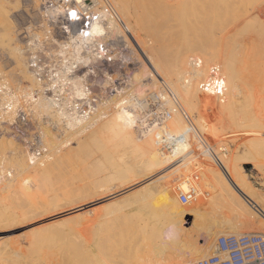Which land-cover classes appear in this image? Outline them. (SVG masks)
<instances>
[{
    "label": "bare ground",
    "instance_id": "1",
    "mask_svg": "<svg viewBox=\"0 0 264 264\" xmlns=\"http://www.w3.org/2000/svg\"><path fill=\"white\" fill-rule=\"evenodd\" d=\"M3 1H5V0H0V14H1V11L4 9ZM107 1L109 2L111 7L113 8V10L118 15L122 24L129 31L131 38L135 41V43L142 49L143 53L145 54L144 55L145 63L142 62L141 66L133 72L132 78L134 80V83H137L138 81L142 80L147 75L152 76V80L150 82H154L155 84H158L160 82L159 84H161V87L164 90V91H161V93H160L161 98L163 99V101L166 102V105L169 106L170 110L172 111V116L167 123V130L166 131L171 132L172 134L176 135L179 140L176 141L175 145L171 146L172 147L171 150H169L167 152L163 151L160 148L159 142H158L159 141L158 135L160 134L159 131L158 132H149V133H146L143 135H138L135 132V129L133 128L134 122H135V115L130 110L119 109L115 106L111 107V105H109L108 107H106V109H105L106 112L104 113V115L102 113H100V114L95 115L89 119H82V118L74 117V116H71V115L64 113L61 110L56 109L54 102L52 101V99H50L44 93V91H43L44 89L42 88L41 84L37 81L36 77L34 76L32 71L28 67L27 58L25 56L26 49L27 50L33 49L37 45L41 44L40 43L41 42L40 41L41 40L40 31L41 30H33V31L30 30L28 32L29 44H27L25 47L14 46L12 48L11 54H12L13 62H14V66L12 68H13V72L15 73V75L18 78H20L19 80H21V81L22 80L26 81L27 79L28 80L30 79L32 81L31 84L34 87L32 85L31 86L21 85L19 82L16 83V85L14 84L15 83L14 82L13 86H12V83L10 85L9 81L7 80V77L3 76L2 71H0V107L4 104V105H7V108L9 109V111L7 113L3 112L2 116L6 117L10 121L12 118L15 117L14 116L15 115V109L17 107L23 106L25 112H27V114L31 118V120L35 119L36 122H39L38 126H39V130H40V138L42 140L40 148L46 150V152L41 156V158L38 161L37 160L33 161V159H34L33 153L31 155V153H29L27 149H25V148H23V150L20 149L21 147L19 148L16 145V143L14 142V140L11 139L10 137L9 138L5 137V136L0 137V201H2L4 198L5 199L8 198L10 201L7 203L12 204V202H14L13 204H15V207L17 206L19 208V210L21 212V213L19 212L20 213L19 215H20L21 219H23V220L25 219V217L28 214H31V213L39 210V209H40L39 213H33V214L39 215L40 211L42 212L43 210H45V212H46V208L41 210L40 206L42 203L46 204V202H47L46 200H47L49 193L56 192L55 191L56 188L62 189L61 184H62V186L67 184L66 181L62 183V179H64V178H62V176H63V174L65 175L66 171L69 170V167H70V166L68 167V161L69 160L71 161V159L69 158V160H68L67 157L68 156L70 157L72 154V156H74V158H75V154L77 153L76 152L77 150L75 148L76 145L70 146L66 150L62 151L63 147H65L67 145H71V142L67 143V141H71L74 139L77 141L78 146L83 147V148L85 147V149H86V147H88L87 148L88 154H90L91 152H97V151L100 153V158L96 159L94 162L86 163L85 165H83V170H81L84 172V175L85 174H87V176L92 175L88 179V180H90V178H92L93 175L96 174V172L98 173L99 171L100 172L101 171H107L109 169H112V171L113 170H116V171L119 170L120 167L122 166V163L125 161V160L124 161L122 160V158H125L123 156H127L129 152L136 154V155H138V154L142 155V157H143V155L149 154V156L153 160L152 161L148 160V162L146 163V166L148 168H151V169H153L154 167L156 168V166H158V165L160 166V164L161 165L170 164L174 158H178V157L188 153L193 147L192 143H194L195 140H197V141L200 140V138H202V134L205 131H207V127L205 125L206 119H205V117H203L202 112H205V113L208 112V113H210L211 116L212 115L217 116L216 119H218V120L217 121L215 120L216 122L214 121L215 122L214 124L212 123L213 129H211V130L213 132L209 129L213 135H214L215 130H216L214 127L216 123H220L221 125H229V126L236 128V129H240V128L248 129V127L249 128L251 127L252 130L250 129L251 130L250 132L255 131L256 134L259 132H258V130H255L254 127L264 129V116L259 115L256 112H254L252 110V108H250L251 106L249 104H247L248 106H246L245 105L246 101H243L244 99H241L242 97L248 98V96H249L251 102H253L252 101L253 96L251 95L252 91L250 89H248L249 91H251V94L249 93V95H247L245 97L246 93L243 94V92H242L243 96H240V93H241L240 88L241 87H240V85L237 84V81H239V78H238L239 76L237 77V75H238L237 71L238 70H236L238 67L236 66V69H235V67H234L235 60L231 54V51L229 50L230 48H227V46L229 45L227 43V42H229L228 37L234 33H231L229 35L230 31H228L227 33L223 34L224 37H221L219 39H217V38L213 39L212 38L208 42L206 41L203 43L193 44V42H191L188 38L185 37L186 35L185 36L182 35L183 30L180 31L181 28H179V25L176 24V22L178 24H180L177 21L178 19L174 20V21H176L175 23L172 21L174 18L175 19L178 18V17L173 18L172 16H177L180 13H182V11L185 9V6L187 4H189L188 0H178V1L176 0V2H174L175 0H172V2H174V3L169 2L170 0L169 1L168 0H107ZM202 1L204 3H206L208 1V3H206V4H210V2L213 5L215 4L214 3L215 0L213 1V3H212V0H202ZM239 1L241 2L242 0H239ZM194 2H193V5L197 3V2L196 3H194ZM199 2H201V1L199 0ZM203 2L201 4L204 6ZM228 2L232 3L233 1H228ZM228 2H226V3H228ZM235 2H238V0ZM259 2H262V0ZM211 4H210V6H212ZM233 4H234V2H233ZM233 4H231V6L229 5L231 10L227 9L228 10L227 12H229L228 14H230V12H231L230 15L233 14L232 13V11H233L232 5ZM236 4L238 5V3H236ZM198 5L197 4L194 5L195 6V12L194 13H196V11L201 8V7L197 8ZM202 5H199V6H202ZM221 5L222 4H220V6ZM205 6H207V5H205ZM208 6L206 8H208ZM188 7H189V5H188ZM242 7H241V9H242ZM206 8L204 9L205 11L204 10H202V11H204L205 13H206V10L209 11V12H207L208 15L205 19H207L209 17V19H207V21H208V23H210V26H211L212 25L211 22H213V21L209 22V20L211 19V17H212V20H214V19H213V16L210 17L209 15H211V13L213 11V9H212L213 6L211 8L209 7L212 11L209 9H206ZM187 9H186V11H187ZM189 9H190V7H189ZM193 10H194V8H193ZM217 10H219L218 13H220V10L222 11V7L219 9L217 8ZM217 10L215 11V13L217 12ZM3 11H5V10H3ZM190 11H192V9L189 10V12ZM199 11L201 12V9ZM223 11H224V8H223ZM223 11L217 17L223 16V18H225V22H226V18H227V17H225L226 15H222L223 13H226V11H224V12ZM245 12H247V11L245 10ZM256 14L257 13H255V15L252 17L246 18L244 20V22H246V24L252 22V20H254L256 18ZM202 15H204V14H201V16ZM212 15H213V13H212ZM7 16L8 15H6V13H5V17H7ZM170 17L173 18V19L171 18V21L169 19ZM203 17L204 16H202V18ZM192 18H193V16H192ZM195 18H198V17L195 16ZM228 18L232 19V16L231 17L228 16ZM219 19L223 20L222 18H219ZM242 19H240V20H242ZM8 20H10V19H8ZM168 20L170 22H173L174 24L172 23V25L174 27L179 28V30H177V28H176V30H173L174 28H172L170 26V24H171L170 22L168 24ZM262 21L263 22H261V24L264 23V20H262ZM186 22H187V20H186ZM204 22L205 21H203V23ZM217 22L218 21L216 20V23ZM237 22H235V23H237ZM192 23H193V21H192ZM205 23H204V25L206 27L203 28V25L201 26L203 29L207 28L208 24L207 23L205 24ZM222 23H224V22H222ZM42 24H43V22H42ZM187 24H188V22H187ZM230 24H231V22H230ZM113 25H115V24H113ZM175 25H177V26H175ZM195 26H196V28H198L196 30H200V28L197 27L196 23H195ZM189 27L190 26L187 27L188 30L190 29ZM218 27H219V22L217 23V28ZM227 27H228V25H227ZM10 28H11V26H10ZM241 28H243V27H241ZM248 28H249V26H248ZM44 30H46V29H44ZM101 30H102L101 27H97L95 29V31H97V32H95V33H99ZM190 30H193V28ZM235 30H237V29H235ZM3 31H4V28L2 29V32ZM201 31L202 30H200V32ZM207 31H209V29ZM251 32L252 33L254 32L253 29ZM218 33H219V31H218ZM136 34L141 39H143V36H149V38L152 40V44L148 45V50L146 48L147 45L144 43V40L141 41L137 37ZM208 34H210V33H208ZM255 34H256V32H255ZM261 34H264V33H261ZM233 36L235 37V34ZM248 36H249V34H248ZM227 38H228V40H227ZM252 38L250 37L249 40L247 39V42H249L248 44H250L249 48H251V50H252L254 48V46H256V44H257V46H256L257 48L256 47L255 48L257 51L256 53H258L259 50H257V49L259 48L260 44L258 45V43H255ZM259 38H261V35H259ZM200 40L198 42H200ZM257 40L261 41V39H257ZM251 42H254L255 44L251 43ZM251 44H252V46H251ZM31 45H33V46L31 47ZM260 46H261V50H262V48H263L262 44ZM68 47L71 48V50H72L70 57L72 59H75L76 53L79 52L81 49V44L80 43H73V41H70V43H68ZM262 51L260 53H258L259 56L257 54L256 55L258 57H260V54H262ZM254 52H255V49H254ZM250 56H252V54ZM254 56H255V54L253 55V58H254ZM248 57H249V55H248ZM256 58H255V60H256ZM261 59H264V55L261 57ZM261 59H260V61H261ZM247 62H246V64H247ZM249 63L251 64V61H249ZM261 65H263V64H261ZM211 66L217 67L218 70L220 71V76L222 77V84L224 86V89H223V91L221 90L220 95L215 94L216 92L213 91V89H210L209 92L208 91L203 92L199 89V84L204 79H207L209 77V75H210L209 72L212 68ZM259 66H257V67H259ZM246 67H247V65H246ZM260 68L256 69V71L259 70ZM242 70L244 71V69H240V71H238V72H241ZM258 72H260L259 74L264 73V72H261V69ZM258 72H256L257 75H258ZM241 73H239V74L241 75ZM262 75L263 74H261V76ZM254 77L256 78V75ZM18 78H15V79H18ZM168 79L171 81H169ZM257 80H258V78H257ZM263 80L264 79L262 78V82H260V84L264 82ZM31 81H29V82H31ZM172 81L176 84L175 87L173 86ZM251 82L253 84H256L255 79L252 80ZM252 83H251V85H252ZM258 87H261V86H257V89H258ZM134 89L136 91L135 86H134ZM262 89L264 91L263 85H262ZM262 89L260 88V90H262ZM248 90H247V93H248ZM136 94H138V95L142 94V92L140 91V87L137 88ZM262 99L264 101V98H262ZM254 100H255V98H254ZM261 102L262 101H260V103ZM114 104H116V102ZM178 105L181 108L177 109ZM252 105H254V103ZM262 107L264 108V105H262ZM193 111L198 112V118L196 120L192 119L193 122H195V123L191 124L188 121V119L185 117L184 113L187 115V112H191L189 114H192ZM207 116H208V114H207ZM208 128H210V127L208 126ZM246 132H249V130ZM252 133H254V132H252ZM261 133H263V132H261ZM239 135H241V134H239ZM66 136H69V138L64 140L65 143L62 144V148H61V146L59 145V142H57V141H62V138L66 137ZM70 136H72V137H70ZM240 137H242V136H240ZM262 137L261 138H259V137L250 138V139H248L247 143L248 144L257 143V144L261 145V149L263 150L264 149V138H262ZM192 138L195 139L194 142L189 141ZM200 142H201V140H200ZM207 146L208 145H206V147H205V145H204L203 149H205V151L207 153H209V155L212 158V161L215 163V165L218 167V169L220 171V172H218L216 166L211 165V164L203 167V170L206 171L207 178L210 180L211 183H213L215 185L220 197H222V199L225 202L230 203L234 207L238 208L239 213H240V217L242 219V222H241L242 225L243 224L245 226L249 225V229L251 227L250 225H253V226L256 225V227H255L256 230H254V232L261 233L262 235H264V191H260V192L255 191L253 186H251L248 182H246L237 172H235L234 170L225 168V166L221 162L220 158L217 157L215 151H213L211 148H209ZM80 150H81V148H80ZM80 150H79V153H80ZM262 154H264V152ZM129 155H130V153H129ZM128 156L125 159H127ZM132 156H134V155H132ZM83 158L85 160V157H83ZM132 158H134V157H132ZM77 159L79 160V158H77ZM65 160H68V161H65ZM139 160H140V157H139ZM63 161L67 162V164ZM70 161H69V164H70ZM208 161H210V160H208ZM71 163H72V161H71ZM81 163L79 164V166L81 165ZM62 164H64V168H66V167L68 168L67 170L66 169L64 170L65 173H63ZM65 165H67V166H65ZM73 169H74V167L72 168V171L75 170V169L74 170ZM80 169H81V167H80ZM118 172L119 171H117V173ZM132 174H134V173H132ZM28 175H30V176H28ZM77 175H75V176L77 177ZM32 176H34V180H33V178H31V179L34 181V183L38 184V186L41 187L42 192L45 194V200L32 199V197H30L26 193L27 187H25L26 185H24V183H29L28 181L31 180L30 177H32ZM73 176H74V174H73ZM113 176H114V174H113ZM65 179L68 180L69 178H65ZM79 179H77V180L79 181ZM84 180L88 181L85 178H84ZM103 180H104V178H103ZM69 181H67V182H69ZM98 181H100V179ZM88 182L91 183V181H88ZM97 182H96V184H97ZM262 182L264 184V180H262ZM99 183L101 186L102 180ZM106 184H108V183H106ZM97 185L100 188L99 184H97ZM97 185H96V188H97ZM85 186H87V185H85ZM81 187L83 188L84 186L81 185ZM66 188H68V186ZM71 188L72 189H66V190L62 189L61 193H62V195H67L66 197L69 199H71L70 196L72 195L73 196L72 198H74L73 199V201H74L75 197H74L73 192L76 190L79 191V189L81 191L82 189L77 188L74 190V188H75L74 185ZM88 189H89V187H88ZM80 191H79V193L80 194L82 193L81 195H83V197L86 198L84 196V194H86V193L83 192V191L86 192L85 188H83V191H81V192ZM4 193L6 194L5 196H3ZM90 193L91 194L93 193V196L94 195L96 196V194H97V193L95 194L94 192H91V191H90ZM90 193H89V195H90ZM98 194L100 195L101 193L98 192ZM98 194H97V196H98ZM54 195H55V193H54ZM78 195L79 194H75V196L77 197L76 201H78V200L82 201L84 198L81 196L83 199L82 198L80 199ZM89 195H87V196L89 198H91L92 195H90L91 197ZM54 197H56V196H54ZM59 197H60V194H59ZM61 198H62V196H61ZM63 198H65V196ZM242 199H244L248 203L249 206L246 203H244L242 201ZM53 200L55 201L54 198H53ZM54 201H53V204H54ZM57 201L59 204L60 201L59 200H57ZM109 202H110V200H109ZM109 202H108V204H106L104 206H100L101 208L100 207L99 208L101 210H103L105 215H109V214L114 215L115 218L113 219V221L119 220V222L121 224L123 223V225L120 227L121 228L120 231L124 232L125 230L130 228L131 231H132V229H134V232H135L136 230L133 227L136 226L137 224L141 223V221L136 224V223H131V221L129 220V223H128L127 217L125 215V211L123 212L124 208L126 209V207L123 205L124 208L121 209L117 204L118 202L117 203H109ZM45 204H42V205L44 206ZM58 204H56V206ZM61 205H63V203H61ZM61 205L59 204V206H61ZM43 206H41V207L43 208ZM66 206H67V204H66ZM120 206H122V205H120ZM12 207H10V208H12ZM77 207H79V206H77ZM48 208H49V205H48ZM13 209H15V208H13ZM79 209H80V207L73 210V212H75ZM93 210H95V208H93ZM47 211H48V209H47ZM82 211L83 210H81V212ZM95 212H96V210H95ZM43 213H44V211L42 212V214ZM119 213L122 214V215H120V218L118 216ZM2 214L5 215L1 211L0 215L2 216ZM13 214H15V213H13ZM46 214H47V212H46ZM78 215H74L72 218L71 217L69 218L68 216H71V215H68L67 216L68 219L62 218L63 219L62 221L55 220V222L50 226L47 224V226H46L47 230H50V229H51V231L53 230L54 234H55V232H57V233L58 232L59 233L64 232V233H62L63 238L60 240V237H59V240H57L58 243L56 241L54 243L53 240L50 241L48 239L49 240L48 244H50L52 242L51 243L52 245H54V244H55L54 246L57 245L56 246L57 250L59 249L61 254H62V264H110L109 259L101 257L100 254H98L95 250L97 249V250H99V252L101 250L104 251V250H106V248H108V245L110 246V244H108V242H110L111 239L113 238V236L115 235V234L111 235L114 232H116L115 231V229H116L115 224H114L115 229L112 227L114 229L113 230L114 232H112V233L109 231L104 232L105 229H102V227H101L102 225L99 226V227H101V228H98L99 229L98 230L99 236H96L95 240L93 242V240L89 241L88 239H83L81 234H79L80 230L77 227L79 224H76V223H79L78 220H80V219H78V217H82V216H78ZM30 216L28 218L32 217V216L31 217ZM91 216H93V214ZM196 216H197L198 222L196 220H194L192 223H193V226L197 229L198 235L200 232H204L209 237L214 238V236L216 235V232H218V231L220 232V231H223L224 229H229L232 232H236L237 229L239 228L236 224L231 222L226 217L222 218L220 221L206 222L205 221L206 218H204V216H202V214L196 213ZM3 217L5 218V216H3ZM40 217H41V215H40ZM105 217H107V216H105ZM4 218L2 221L1 217H0V223L1 222L4 223ZM28 218H27V220L29 221L30 219H28ZM83 218L84 217H82V220H84ZM116 218H118V219H116ZM18 219L20 220V218H18ZM27 220L23 221V222L28 223ZM33 221H31V222H33ZM64 222H69L70 224L72 222V224L71 225H63L62 223H64ZM108 222H106L105 225H107ZM110 222H112V221H110ZM169 223L173 226V224L177 223V221H173V220L171 221L170 220V221L166 222L167 225ZM4 224H6V223H4ZM80 224H81V222H80ZM146 224L148 225L150 223L147 222ZM1 226H3V225L1 224ZM1 226H0V228H1ZM84 226H85V224H84ZM108 227L109 226H107V228ZM42 228L43 227H41V229ZM63 228H66V229H63ZM91 228H92V226H91ZM43 229L46 230L45 227ZM82 230H84V229H82ZM140 230H141V228H140ZM51 231H50V233H51ZM53 232L51 234H53ZM84 232H82V233H84ZM117 232H118V230H117ZM134 232H132V233H134ZM172 232H174V231H172ZM180 232H181V234H177L175 231L174 232L175 236L172 239H169V240L160 239L158 242H155L154 244H152V246L150 248H148L149 250H151V252H153V254L155 256L160 257L162 264H172L174 262H178V260H180L182 258V253L184 251H186V252L190 251L191 252L190 255L194 254V255H196V258H200V257L205 256L206 253L205 252L203 253L204 250L201 252L202 249L200 246L202 244L198 243L197 245H195L197 243L198 236L195 238H191V232L190 231L183 232L182 228H181ZM232 234H236V233H232ZM30 235L31 236L27 237V239H26L28 241L27 242L28 243L27 249H33V250H28V252L31 251L29 253L26 252L25 248H23L24 250H22L18 243L14 244L12 242L15 245V246H13V244L10 245L8 243V241L0 242V264H55L56 263L55 257L57 255L56 253L59 250L58 251L56 250V253H54L53 251H50L49 253H47L48 252L47 250H49L48 249L49 246H48L46 240H40L41 238L39 239V237H37L36 234H34L33 236H32V234H30ZM62 235H59V236L62 237ZM40 237H41V235H40ZM51 237H53V235ZM57 237L55 236V238H57ZM51 239H53V238H51ZM26 240H23V238H22V241L26 242ZM17 241H19V240H17ZM115 241L116 240H114V242ZM45 243L48 246V248L45 250L47 252H43L41 250L39 251V249L42 246L43 247L46 246ZM118 244L119 243H117V247H118ZM52 245L50 247H53ZM54 248L55 247L50 248V249L55 250L56 248L55 249ZM113 248L116 249L115 245L113 246ZM108 250H106V252L104 251L105 252L104 254L102 252L103 256L106 255ZM32 252H33V255L35 254V257H36L35 259L33 256H30V254ZM109 257H110V255H109ZM123 257L125 258V255ZM111 261L113 262V260H111ZM57 263H58V261H57ZM117 263H119V262H117ZM117 263L115 262L114 264H117Z\"/></svg>",
    "mask_w": 264,
    "mask_h": 264
},
{
    "label": "rangeland",
    "instance_id": "2",
    "mask_svg": "<svg viewBox=\"0 0 264 264\" xmlns=\"http://www.w3.org/2000/svg\"><path fill=\"white\" fill-rule=\"evenodd\" d=\"M200 1L201 2H199V0H193V1L188 0L189 4H187L185 6V9L182 11V13H180L177 16H172L173 18L174 17H178V18L173 19L172 17H170L169 18L170 21L172 18L173 19L172 21L175 23L176 21H174V20L178 19L177 21L180 24H178L177 22H176V24L179 25V28H181L180 31L183 30L182 35H184V36L186 35L185 37L188 38L191 42H193V44L203 43L206 41L208 42L212 38L213 39H215V38L219 39L221 37H224L223 34L227 33L228 31H230L229 35L231 33L235 34V37L233 36L234 34H231L230 35L231 37L230 36L228 37L229 40L227 38V40L229 41V42H227L229 44L227 46V48H230L229 50L231 51V54L235 60V62H234L235 69H236V66L239 68V69L238 68L236 69L238 71H240V69H244V71L243 70L241 71L244 75L241 72L237 71V73H238L237 77L239 76L238 78L240 81V82L237 81V84L240 85V87H241V88L239 87L241 89L240 96H243L242 95V92H243V94L246 93V95H245V97H246L247 95H249V93L251 94V91H252L251 95L253 96V98H252L253 102H251L249 96H248V98L242 97L241 99H244L243 101H246L245 105L248 106L247 104H249L251 106V107L250 106L249 107L252 108V110L254 112H256L259 115L264 116V108L262 107V105H264V103H263L264 101L262 99V98H264V91L262 89V85L264 86V82L260 84V82H262V78L264 79V73H261V74H263L262 75L263 77H262L261 74H259L260 72H258V71H260V69H261V72H264V68H263L264 67V59H261V57L264 55V50H263L264 49V44H263L264 43V39H263L264 34H261V33H264V23L261 24V22H263L262 20H264V10H263L264 9V3H263L264 0H262V2H259L261 0H242L241 2L239 0H238V2H235L237 0H215L214 5L211 4V2H210V4L213 6V8H212L213 11L210 9L212 6H210V4H206V3H208V1L206 3H204L202 0H200ZM213 1L214 0H212V3H213ZM228 1H233L234 4H233V2L229 3ZM169 2L174 3V2H176V0L174 2H172V0H170ZM193 2L194 3L197 2L196 3L197 5L198 4L202 5L201 3L203 2L204 6L205 5H207V6L209 5V6H208V8H206L207 6L204 7L203 5L202 6L198 5L197 8L201 7L200 8L201 12L199 11L200 9H198V10L196 9L197 10L196 11L197 14H196V13H194L195 12V6L194 5H196V4L193 5ZM226 2H228V3H226ZM236 3H238V5ZM220 4H222V5L220 6ZM231 4L234 5V6L232 5V7H233L232 10L234 11L236 9L234 12L232 11V13H233L232 15H230L231 12H230V14H228L229 12H227L228 10H231V8L229 7V5L231 6ZM3 5H4L3 10H5V11L2 10L3 12L1 11V14H0V22H1L0 23V71H2L3 76L7 77L9 84L11 85V83H12V86H13L14 82H15L14 83L15 85H16V83L19 82L21 85L31 86L32 81L30 79L29 80L27 79L26 81L25 80L21 81V80H19L20 78H18L15 75V73L13 72L12 67L14 66V62H13V57H12L11 51H12V48L14 46L23 47V40L26 37L25 35L27 32H29L30 30H37L40 28V25H41L40 14H39L40 9H41L40 8V0H7V1L5 0V1H3ZM188 5H189L190 9H189ZM221 7H222V11H223V8H224V11H226V13L222 14V15H226L225 16V17H227L226 22H225V18H223V16L217 17L222 12L220 10V13H218L219 10H217V8L219 9ZM241 7H242V9H241ZM193 8H194V10H193ZM205 8L211 10L213 13V15H212V13H211V15H209L210 17L213 16V19H214V20H212V17H211V19L209 20V22L213 21V22H211V24H212L211 26H210V23H208V21H207V19H209V17L207 19H205L208 15L207 12H209L208 10H206V13H205L204 12ZM186 9H187V11H186ZM191 9H192V11L189 12V10H191ZM202 10H204V11H202ZM216 10H217V12L215 13ZM245 10L247 12H245ZM5 13H6V15H8L7 17H5ZM255 13H257L256 18L254 20H252V22L246 24V22H244V20L248 17L254 16ZM201 14H204L202 16H204L203 18L205 20L202 18ZM194 15L198 18H195ZM192 16L194 19L192 18ZM228 16L229 17L232 16V19L228 18ZM219 18H222L223 20H221ZM8 19H10V20H8ZM190 19L191 20L193 19L192 20L193 23ZM240 19H242V20H240ZM186 20H187L188 24H187ZM216 20L219 22L218 28H217L218 22L216 23ZM170 21L168 20V24ZM203 21H205V22L207 21L206 23L208 24L207 28L209 29V31H207L208 30L207 28H206L207 30L203 29L204 27H206L204 25L205 22L203 23ZM234 21L235 22L238 21V22L235 23ZM173 22H170L171 23L170 26L172 28H174L173 30H176L177 27H174L172 25ZM222 22H224L225 24ZM230 22H231V24H230ZM195 23L197 24V27L200 28V30H202L203 32L205 31V32L203 33L202 31L200 32V30H196L198 28H196ZM186 24L188 26H190L189 27L190 29L193 28V30H190V29L188 30L187 29L188 26ZM177 25H175V26H177ZM202 25H203V28L201 27ZM227 25H228V27H227ZM10 26H11V28H10ZM248 26H249V28H248ZM241 27H243V28H241ZM1 28L2 29L4 28L3 32H2ZM179 28H177V30H179ZM235 29H237V30H235ZM252 29L254 31L253 32L254 34L251 32ZM218 31H219V33H218ZM255 32L257 35L255 34ZM208 33H210V34H208ZM248 34H249V36H248ZM259 35H261V38H259ZM137 37L139 38L138 35H137ZM250 37L251 38L253 37L252 38L253 41L255 43H258V45L262 44V47H263L262 50L263 51L261 50L260 45H259V48L257 49V50H259L258 53H260L262 51V54H260V57H258L259 54L256 53L257 52L256 51L257 44H256V46L253 45L254 48L252 50H251V48H249L250 44H248L249 42H247V39L249 40ZM256 38L261 39V41L257 40ZM139 39L141 41L144 40V43L147 45V46L146 45L145 46L148 50V45L152 44V40L149 38V36H143V39H141V38H139ZM199 40H200V42H198ZM254 42H251V43H254ZM251 46H252V44H251ZM254 49H255V52H254ZM251 54H252V56H250ZM254 54H255V56L253 58ZM248 55H249V57H248ZM255 58L257 61L255 60ZM260 59H261V61H260ZM249 61H251L252 65L249 63ZM246 62H247V64H246ZM260 63L263 65H261ZM246 65H247V67H246ZM257 66H259V67H257ZM258 68H260V69L256 71V69H258ZM255 71L258 72V75L256 74ZM239 73H241V75ZM255 75H256V78L254 77ZM15 78H18V79H15ZM257 78H258V80H257ZM254 79L256 80V84H253L251 82ZM29 81H31V82H29ZM169 81H171V80H169ZM250 82L252 83V85ZM175 85L176 84L173 82L174 87H175ZM257 86H261V87H258V89H257ZM260 88L262 90H260ZM248 89H250L251 91H249ZM247 90H248V93H247ZM254 98H255V100H254ZM260 101H262V102L260 103ZM250 102L252 104L254 103V105H252ZM189 113H191V112H187L188 121L191 124L195 123V122H193V120H196L198 118V112L193 111L192 114H189ZM207 114H208V116H207ZM202 115L206 119L205 125L207 127V131H205L202 134L203 139L200 138L201 142H200V140L197 141L193 138H192L193 140L190 139L189 141H193V142L195 140L194 143L191 142L193 145L192 149L188 153H186V154H184L178 158H174L170 164H168V165H161L160 164V166L158 165V166H156V168L154 167L153 169H151V168H148L146 166V163L148 162V160L149 161L153 160L149 156V154H146L147 156L143 155V157H142V155H139V154L136 155V154L129 152L130 155L128 153L129 156L127 155L128 156L127 159H125L127 156H123L125 158H122V160L123 161L125 160V161L124 162L122 161L123 162L122 166L120 167L119 170H117V171H119L118 173L116 170L112 171V169H109L107 171H101V172L99 171L98 173L96 172L97 175L96 174L93 175V177L94 176L95 177L90 178V180H88V179L92 175L91 176L90 175L87 176V174L84 175V172L81 170H83V165H85L86 163L94 162L96 159L100 158V153L97 151V152H91L90 154H88V152H87L88 147H86V149H85V147L83 148V147L78 146L77 141L74 139L71 141H67V143L71 142V145H67V146L62 148V144L65 143L64 140L69 138V136L63 137L62 141H57V142H59V145L61 146L62 151L66 150L70 146L76 145L75 146V148L77 150L76 154L78 156L76 154H75V158H74V156H72V154L70 157L68 156L67 159L69 160V158H70L72 161V163H71V161L69 160L70 164H69L68 160H65V161H68V167L70 166L69 170H67L68 169L67 167L64 168V164H62L63 173H65V171H64L65 169L67 170L65 175L63 174V176H62V178H64V179H62V183L66 181L67 184L66 185L63 184L65 187L62 186V184H61V187H62V189L66 190V189H72L71 187H73V185H74V187H75L74 190L77 188L78 189L81 188L82 189L81 191H83V188H85L86 192L85 191H83V192L86 194H84V193L83 194L87 199L84 198L83 195H81L82 193L81 194L79 193L80 189H79V191L76 190L73 192L74 197H75V200L73 201L74 198H72L73 197L72 195L70 196L72 199L71 200V199L66 197L67 195H62V193H61L62 189L56 188V190H55L56 192L49 193L47 200H46L47 201L46 204L42 203V204H45L44 206L41 204V206H43V208L40 206L41 210L46 208V212L49 216L46 214L45 210H43L44 211L43 214H42L43 211L42 212L40 211L39 215L38 214L34 215L33 213H39L40 209L38 208L39 209V210H37L38 212L35 211L31 214H28L29 216L30 215L32 216V217L30 216L31 218H28L29 217L28 215H27L28 217L26 216L28 219H30L28 221L26 217L24 220L21 219V217L19 215L21 212L17 206L15 207V204H13L14 202H12V204L7 203L10 200L8 198H6V199L4 198L2 201H0V213L2 211L5 215L2 214V216L0 215V217H1V220L3 221V218H4L3 216H5L4 223H6V224H4L3 222L0 223V226H1V224L3 225L0 228V242L8 241V243L10 245H12L13 243L14 244L18 243L22 250H24L23 248H25L26 252H28V250H33V249H27V244H28L27 242L28 241L26 239H27V237L31 236L30 234H32V236L34 234H36V236L39 237V239L41 238L40 240H46L47 244H48L49 240L50 241L53 240L55 243V241L57 242V240H59V237H60V240L63 238L62 233H64V232H60V233L55 232V234H54L53 230L52 231H51V229L47 230V227H46L47 224L50 226L55 222V220L62 221L63 219H68V217L72 218L74 215L79 214L78 216L84 217L83 218L84 220H82V217H78V219H80V220L77 219L79 221V223H76V224H79L77 226L78 229L80 230L79 234H81L83 239H88L89 241L93 240V242H94L95 237L99 236V232H98L99 229L98 228L102 227V229H105L104 232H108V231L111 233L114 232L113 230L115 229L114 228V224H115V227H116L115 231L116 232H114L113 234H111V233L110 234L111 235L115 234L114 236L116 238L113 236V238L110 241L111 243L108 242V244H110V246L108 245V248H106V250L109 249L108 252L106 253V255L103 256V254L106 252V250H104L105 252L102 250L100 252L97 249L95 250L98 254H100L101 257L109 259L110 264H114L115 262L116 263L119 262L117 264H121V263L122 264L123 263L124 264H162L160 257L155 256L153 254V252H151V250H149L148 248H150L152 246V244H154L155 242H158L160 239H167V240L172 239L175 236L174 235L175 231L177 234H181V232H180L181 228H182L183 232L190 231L191 232V238H195L198 236L197 243L195 245H197L198 243L202 244L200 246L202 249L201 252L204 250L203 253L204 252L206 253L205 256H203V257H207L211 253H213L216 237L219 234H222V233H236L237 234V233H242V232H254V230H256V228H255L256 225H254V226L250 225L251 227L253 226L252 228L250 227V229H249V225H246V226L244 224L242 225V223H241L242 219L240 217V213H239L238 208L234 207L230 203L225 202L222 199V197H220L215 185L213 183H211L210 180L207 178L206 171L203 170V167H205L209 164L215 165V163L212 161V158L209 155V153H207L205 151V149H203L204 148L203 146L205 145V147H206V145H208L207 147H209L213 151H215L217 157L220 158V160L223 163V165L225 166V168H228V169H231V170H234L235 172H237L246 182H248L251 186H253L255 191H257V192L264 191V184L262 182V180H264V154H262L264 152L263 151L264 149L262 150L261 145H259L257 143H253V144L247 143L248 139H250V138H256V137L261 138L262 136H263L262 138H264V129L254 127V129L258 130V132H259L256 134L255 131H252L254 133L250 132L252 130L251 127L250 128L248 127V129H245V128L236 129V128H233L229 125H221L220 123H216L214 126L216 130H215V133L213 135L211 133V131H212L211 129H213L212 123L214 124L218 120V119H216L217 116L216 115L211 116L210 113H208V112H206V113L202 112ZM207 125L210 128H208ZM245 130L246 131L249 130V132H246ZM261 132H263V133H261ZM239 134H241V135H239ZM240 136H242V137H240ZM70 137H72V136H70ZM10 138L13 139L14 142L16 143V145L19 148L21 147L20 149L23 150L24 147H23V144L21 143V141H18L17 139H14L12 137H10ZM79 147L81 148V150ZM79 150H80V153H79ZM131 154L134 156H132ZM83 157H85V160ZM132 157H134V158H132ZM139 157H140V160H139ZM77 158H79V160ZM208 160H210V161H208ZM65 161H63V162H65ZM65 163L67 164V162H65ZM80 163H81V165L79 166ZM65 166H67V165H65ZM73 167L75 169V170L73 169L74 171H72ZM80 167H81V169H80ZM216 168H217L218 172H220L217 166H216ZM132 173H134V174H132ZM73 174H74V176L77 174L78 175H77V177L76 176L74 177ZM113 174H114V176H113ZM28 176H30V175H28ZM31 178H33V180H34V176L30 177V179ZM65 178H69V179L66 180ZM84 178L88 181H91V183L88 181H85ZM103 178H104V180H103ZM77 179H79V181ZM99 179H100V181L102 180L101 186L99 183L100 181H98ZM33 180L31 179L28 181L29 183H24V185H26L25 187H27L26 193L30 197H32V199L45 200V194L42 192L41 187L38 186V184L34 183ZM67 181H69L70 183ZM96 182H97V184H99L100 188L98 187ZM106 183H108V184H106ZM188 184L194 185L197 188L196 189L197 193H196V196L193 200H191L189 202H184L180 198L178 188L184 191ZM81 185H83L84 187L82 188ZM85 185H87L89 187V189ZM96 185H97V188H96ZM67 186H68V188H66ZM90 191L94 192L95 194L96 193L98 194V192L101 194L100 195L98 194V196H97V194H96V196L95 195L93 196V193L91 194ZM54 193H55V195H54ZM89 193H90V195H92L93 198L89 195ZM59 194H60V197H59ZM75 194H79L78 195L79 198L81 199L83 197L84 199L82 198L83 199L82 201H80V200L76 201L77 197L75 196ZM5 195L6 194L4 193L3 196H5ZM87 195H89L91 198H89ZM54 196H56V197H54ZM61 196H62V198H61ZM64 196H65V198H63ZM53 198L55 199V201L53 200ZM57 200L60 201L59 202L60 205H61V203H63V205L59 206ZM109 200H110V202H109ZM53 201H54V204H53ZM242 201L248 205V203L244 199H242ZM108 202L109 203H117L118 202L117 204L121 209H123L124 206L126 207V209L124 208L123 212L125 211V215L127 217L128 223H129V220L131 221V223H136V224L141 221V223H139L133 227L136 230L135 232H134V229H132V231H131L130 228L125 230L124 232L120 231V229H121L120 227L123 225V223L121 224L119 222V220H116L118 218L115 219L116 221H113V219L115 218L114 215H110V214L105 215L104 214L103 210L100 209L101 208L100 206H104V205L108 204ZM56 204H58V205L56 206ZM66 204H67V206H66ZM48 205H49L50 209L48 208ZM120 205H122V206L124 205V206L122 207ZM77 206H79L80 209L73 212V210H75L76 208H79ZM10 207H12V208H10ZM13 208H15V209H13ZM93 208H95L96 212H95V210H93ZM47 209H48V211H47ZM81 210H83V211L81 212ZM13 213H15V214H13ZM196 213L202 214V216H204V218H206L205 219L206 222L220 221L222 218L226 217L231 222L236 224L239 228L237 229L236 232H232L229 229H224L223 231H220V232L218 231V232H216V235L214 236V238L209 237L204 232H200L198 235L197 229L193 226V223H192L194 220H196L198 222ZM92 214H93V216H91ZM40 215H41V217H40ZM68 215H71V216H68ZM120 215H122V214L121 213L118 214L119 218H120ZM105 216H107V217H105ZM18 218H20V220ZM26 220L28 223L23 222ZM170 220L171 221L172 220L177 221V223H174L173 226L170 223L167 225L166 222H168ZM31 221H33V222H31ZM105 221L106 222L109 221L108 222L109 224L107 223V225H105L106 224ZM110 221H112V222H110ZM80 222H81V224H80ZM147 222H149L150 224L147 225L146 224ZM62 224L63 225H71L72 222H71V224L69 222H64ZM84 224H85V226H84ZM91 226L93 229L91 228ZM99 226H101V227H99ZM107 226H109V227L107 228ZM41 227H43V228L45 227L46 230H44L43 228L41 229ZM140 228H141V230H140ZM63 229H66V228H63ZM82 229H84V230H82ZM117 230H118V232H117ZM50 231H51V233L53 232V234H51ZM172 231H174V232H172ZM82 232H84V233H82ZM132 232H134V233H132ZM40 235H41V237H40ZM52 235H53V237H51ZM59 235H62V237ZM55 236L56 237L58 236L57 237L58 239L55 238ZM22 238H23V240H26V242L22 241ZM51 238H53V239H51ZM17 240H19V241H17ZM114 240H116V241L114 242ZM117 243H119L118 247H117ZM14 244H13V246H15ZM47 244H46V246H47ZM50 244H48L49 248H48V246L47 247L42 246L39 249V251L40 250L43 252L48 251L47 253H49L50 251H53L54 253H56V250H57L56 246L57 245L54 246L55 244L54 245L51 244L53 247L56 248V249L54 248L55 250H52L50 248H53V247H50L51 246ZM111 244L112 245L114 244L116 249L113 248L114 245L112 246ZM47 248L49 250L45 251ZM29 252H31V251H29ZM102 252H103V254H102ZM59 253L61 254L60 250L56 253L58 256L56 255V257H55V259H56L55 264H62V254L60 255ZM190 253H191L190 251H187V252L184 251L182 253V258L180 260H178V262H174L172 264H182L186 261L198 259V258H196V255H194V254L190 255ZM31 254H30V256H33L35 259L36 258L35 254L33 255V252ZM109 255H110V257H109ZM124 255H125V258L123 257ZM203 257H200V258H203ZM111 260H113V262L114 261L115 262L113 263ZM57 261H58V263H57Z\"/></svg>",
    "mask_w": 264,
    "mask_h": 264
},
{
    "label": "built area",
    "instance_id": "3",
    "mask_svg": "<svg viewBox=\"0 0 264 264\" xmlns=\"http://www.w3.org/2000/svg\"><path fill=\"white\" fill-rule=\"evenodd\" d=\"M40 8L43 24L37 30H41V44L26 49L25 56L29 69L55 108L82 119L104 115L109 105L130 110L135 115L133 128L138 135L159 131L160 148L171 150L179 139L166 131L172 111L161 98L164 90L160 82H150V75L134 83L133 72L145 63V54L109 2L40 0ZM72 10L80 19L73 21L68 16ZM97 27L102 29L99 33H95ZM84 32L89 35H83ZM25 36L23 47L29 44L28 32ZM70 41L81 44L75 59L70 57ZM211 67L209 77L199 84V89L203 92L213 89L220 95L224 89L222 77L217 67ZM139 87L142 94L138 95ZM8 111L7 105L0 107V137L21 141L33 153V161H38L46 152L40 148L39 122L31 120L23 106L15 109V117L10 121L2 116ZM196 189L192 184L184 191L178 188L180 198L184 202L193 200ZM182 264H264V236L257 232L219 234L213 253Z\"/></svg>",
    "mask_w": 264,
    "mask_h": 264
},
{
    "label": "snow or ice",
    "instance_id": "4",
    "mask_svg": "<svg viewBox=\"0 0 264 264\" xmlns=\"http://www.w3.org/2000/svg\"><path fill=\"white\" fill-rule=\"evenodd\" d=\"M68 16L73 20L76 21L78 19H80V17L78 16L77 12L75 10H72L70 12H68ZM83 35L87 36L89 35L88 32H84Z\"/></svg>",
    "mask_w": 264,
    "mask_h": 264
}]
</instances>
